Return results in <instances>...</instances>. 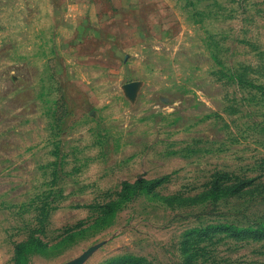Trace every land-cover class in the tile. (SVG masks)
I'll return each mask as SVG.
<instances>
[{
    "label": "rangeland",
    "instance_id": "374dc122",
    "mask_svg": "<svg viewBox=\"0 0 264 264\" xmlns=\"http://www.w3.org/2000/svg\"><path fill=\"white\" fill-rule=\"evenodd\" d=\"M0 264H264V0H0Z\"/></svg>",
    "mask_w": 264,
    "mask_h": 264
}]
</instances>
